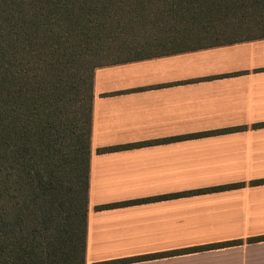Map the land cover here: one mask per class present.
<instances>
[{
  "label": "crops",
  "instance_id": "0c3cea01",
  "mask_svg": "<svg viewBox=\"0 0 264 264\" xmlns=\"http://www.w3.org/2000/svg\"><path fill=\"white\" fill-rule=\"evenodd\" d=\"M93 95L86 264H264V36L98 68Z\"/></svg>",
  "mask_w": 264,
  "mask_h": 264
},
{
  "label": "trees",
  "instance_id": "16d2710c",
  "mask_svg": "<svg viewBox=\"0 0 264 264\" xmlns=\"http://www.w3.org/2000/svg\"><path fill=\"white\" fill-rule=\"evenodd\" d=\"M204 30H264V0H0V264H86L95 71Z\"/></svg>",
  "mask_w": 264,
  "mask_h": 264
},
{
  "label": "rangeland",
  "instance_id": "374dc122",
  "mask_svg": "<svg viewBox=\"0 0 264 264\" xmlns=\"http://www.w3.org/2000/svg\"><path fill=\"white\" fill-rule=\"evenodd\" d=\"M200 33L202 36H194L189 35L188 37H180L176 36L177 34H172L173 36H167L162 39V42H145L143 37H140V41L138 43H133L130 45L128 51L123 52H115L105 57L102 62H113L118 60H125L131 58H140L164 53H170L173 51L189 49L194 47H201L205 45H209L211 43H219L222 41H227L231 39H246L253 37L264 36V30H242L236 34L229 35H208ZM165 35V34H164ZM154 41L153 39H150Z\"/></svg>",
  "mask_w": 264,
  "mask_h": 264
}]
</instances>
